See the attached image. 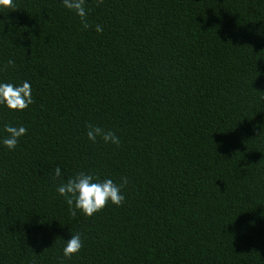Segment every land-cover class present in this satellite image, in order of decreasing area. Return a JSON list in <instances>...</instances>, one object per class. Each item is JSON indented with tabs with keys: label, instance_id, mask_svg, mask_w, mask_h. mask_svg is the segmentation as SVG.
Instances as JSON below:
<instances>
[{
	"label": "trees",
	"instance_id": "16d2710c",
	"mask_svg": "<svg viewBox=\"0 0 264 264\" xmlns=\"http://www.w3.org/2000/svg\"><path fill=\"white\" fill-rule=\"evenodd\" d=\"M14 4L0 83L34 103L0 105V264H264V0H85L87 30L62 0ZM57 167L127 177L124 203L73 218Z\"/></svg>",
	"mask_w": 264,
	"mask_h": 264
},
{
	"label": "clouds",
	"instance_id": "9594fccd",
	"mask_svg": "<svg viewBox=\"0 0 264 264\" xmlns=\"http://www.w3.org/2000/svg\"><path fill=\"white\" fill-rule=\"evenodd\" d=\"M63 6L69 11L74 12L80 19L82 30H87L92 27L88 22V11L85 7V0H62ZM97 6L103 4V0H96ZM0 7L14 9L16 6L14 0H0ZM95 31L99 34L103 32L102 25H95ZM15 61L9 59L4 65L3 70L14 68ZM34 100L31 95V85L28 81L22 82L20 85H14L10 82L0 83V105L6 106L11 111H24ZM87 138L96 143L99 138L105 144H113L120 146V138L114 131L106 130L105 128L87 124ZM4 131L7 135L3 138V145L9 150H14L19 142V139L27 134V129L23 126H13L6 124ZM54 178L60 179L56 191L64 197L68 205L69 214L73 218L77 212L82 213L87 217H92L98 212H101L109 203L121 206L125 197L122 194V189L128 184L127 177H121L120 183L114 182L112 179L101 180L98 175L79 171L66 180L62 179L61 170L57 167L54 170ZM83 247V240L79 233L71 235V238L66 241L63 248V256L71 258L78 254Z\"/></svg>",
	"mask_w": 264,
	"mask_h": 264
}]
</instances>
